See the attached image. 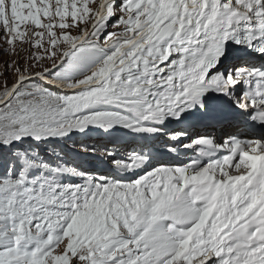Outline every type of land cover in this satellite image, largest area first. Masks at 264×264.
<instances>
[{"label": "snow or ice", "instance_id": "6c2138e0", "mask_svg": "<svg viewBox=\"0 0 264 264\" xmlns=\"http://www.w3.org/2000/svg\"><path fill=\"white\" fill-rule=\"evenodd\" d=\"M3 56L0 264H264V0H0Z\"/></svg>", "mask_w": 264, "mask_h": 264}, {"label": "rangeland", "instance_id": "374dc122", "mask_svg": "<svg viewBox=\"0 0 264 264\" xmlns=\"http://www.w3.org/2000/svg\"><path fill=\"white\" fill-rule=\"evenodd\" d=\"M6 59H9V57H7V56L0 57V70H2L3 61L6 60ZM21 63H23L22 60H21ZM9 82L11 83V80ZM70 91L71 90H69L68 92H70ZM74 139L83 140L86 144H88L90 146H95V147H100L101 145H107V147L110 150H113V151L117 152L118 157L119 156L126 157L127 153L130 152L133 147H135V145L133 144L131 138H129L127 140H122V141H120V142H118L116 144L109 143L107 138H102V137H100V136H98L96 134H92L91 138H86V137H82V136H76V137H74ZM187 154H190V157H192V158H194L197 155V154H195V152H192V151L187 152ZM187 154H183V150H182V155H187ZM190 157H188V159ZM71 158L76 160L77 162H80V160H81L80 157L75 156V155H72ZM163 159L171 160L172 158L171 157H165ZM185 163H188V162L186 161ZM88 166L89 167H100L97 162H92ZM102 170H104V169L102 168Z\"/></svg>", "mask_w": 264, "mask_h": 264}, {"label": "bare ground", "instance_id": "6f19581e", "mask_svg": "<svg viewBox=\"0 0 264 264\" xmlns=\"http://www.w3.org/2000/svg\"><path fill=\"white\" fill-rule=\"evenodd\" d=\"M66 91H69L68 89H65ZM196 154V153H195ZM188 157H190V154H187V155H182L181 154V156H179L177 159H179V160H182L184 163L187 161V162H189V159H188Z\"/></svg>", "mask_w": 264, "mask_h": 264}]
</instances>
